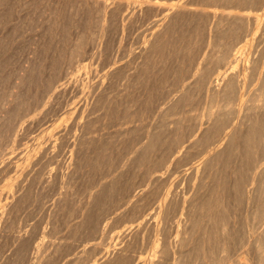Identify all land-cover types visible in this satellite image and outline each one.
<instances>
[{"label": "rangeland", "instance_id": "obj_1", "mask_svg": "<svg viewBox=\"0 0 264 264\" xmlns=\"http://www.w3.org/2000/svg\"><path fill=\"white\" fill-rule=\"evenodd\" d=\"M85 1L0 0V264H93L106 248L115 252L132 244L128 253L139 264H148L155 250L160 264H259L256 237H264V126L260 136L254 133L253 142L248 141L254 135L246 127L237 131L230 148L221 141L225 153L213 167L200 162L224 139L225 131L248 124L257 113L251 107L264 105V95L259 99L264 27L258 29L251 21L246 26L250 32L244 31L240 42L233 44L231 60L241 47L249 54H238V62L232 64L242 75L241 89L233 94L238 99H229L232 95L222 99L207 88L216 86V68L231 66L215 64L226 49L216 51L211 35L215 20L223 12L235 11L236 3L191 0L192 12L167 22L162 31L169 23L170 30L160 46L144 55L154 19L168 11L154 16L144 11L148 0H132L121 10L124 13L112 14L111 8L105 11L100 6L101 0ZM155 1L171 12L177 0ZM238 7L248 8L244 13L252 15L262 13L264 4L259 9L249 4ZM203 8L218 18L202 13ZM126 12L135 17H125ZM77 39L84 44L81 52L76 51ZM250 61L258 63L257 69ZM208 68L214 74L204 87L196 78ZM105 69L120 71L107 75ZM220 106L226 110L224 125L232 126L215 134L218 129L211 127ZM207 129L212 132L202 137ZM187 201L193 205L190 209ZM142 218L145 224L137 233L135 226ZM217 224L225 230L216 229ZM127 229L126 237L124 233L116 239L115 234ZM185 230H191L194 239L179 250L176 245ZM163 238L175 252L169 259L161 256Z\"/></svg>", "mask_w": 264, "mask_h": 264}, {"label": "bare ground", "instance_id": "obj_2", "mask_svg": "<svg viewBox=\"0 0 264 264\" xmlns=\"http://www.w3.org/2000/svg\"><path fill=\"white\" fill-rule=\"evenodd\" d=\"M28 1V0H27ZM42 1H44V0H42ZM54 1H61V0H54ZM79 1V0H78ZM84 1V0H83ZM88 1V2H87ZM89 1L90 0H86L85 2L86 3H89ZM110 1V0H109ZM173 1V0H172ZM203 1H207V0H203ZM202 1V2H203ZM225 2H227L228 4L230 3V4H233V3H236V4H234V6L236 5L237 6V8L235 9V11L233 10V9H231L232 8V6L233 5H230L231 6V8H230V6H229V8L231 9V12L229 11H226V12H228V13H225V12H223L222 13V15L218 18V14L216 13V12H212V11H208L206 8H203L201 11H202V13H205L206 15H208L209 17H211V18H218L217 20H215L216 22V25H215V32H214V34L215 35H213V33H212V40H213V38H214V42L213 41H211L212 43H213V45H214V47L216 48H218V49H221V48H225L226 50H224L225 51V53H223L222 55H220V56H218L217 58H216V65L218 66H220V65H222L223 66V64H225V66L227 65V64H229L230 63V68H226L225 70H223L222 71V69L220 70V71H216V69L214 70L215 71V73H217L216 75L217 76H213V72L214 71H212V74H211V69H203L198 75H199V77H197L196 79H198L197 80V82L198 83H201L204 87H206L207 86V84L209 83V81H212V79H211V77L213 76V81L215 82V84H216V86L214 85V86H212V82H210V86H208V90H210V91H212V94L211 95H213L214 97H216V98H218V97H222V99H223V97L225 98H229L231 95V97L229 98V99H231V98H237V97H235L236 95H237V93L236 92H238L237 90L238 89H241V88H239V85H240V82H241V80H240V77L242 76H240V73H237V72H235V67H238V66H235V67H233L232 66V64L234 65L236 62H238V60H239V56H238V54L240 55V54H243V55H246V54H249L248 52H245V47H241V48H239L238 50H237V52H236V54H235V56H236V58L235 59H232L231 60V56H232V58H233V55H234V53H235V51L233 52V55H232V50L233 49H235V48H232V47H236V46H233V44H238L240 41H239V39L241 38H243L242 36H243V32L245 31V33H247V31L248 32H250L249 30H248V28L246 27L247 25L249 26V24L251 23V21H254V24H256V28H258V29H261L262 27H264V7H262L263 6V4H264V0H224ZM77 2V1H76ZM98 2V1H97ZM96 2V3H97ZM158 1H155V0H148V1H146V3H144L145 4V10L144 11H147V12H149V13H153V14H155L154 16H160V15H162L163 13H166V11H168L166 14H164L163 15V17L162 16H160L159 18H157V19H154L155 21H154V24H153V31L149 34V36L145 39V43H144V47H143V54L145 55V54H148V53H150L151 51H152V49H155L156 47H159L160 46V41L162 40L161 38L163 37V35H166L168 32H169V30H170V23L174 20V19H178V17L180 18V16H184V15H186L187 13H191L192 12V10H191V8L189 9V5L191 4V0H177L176 2L174 1V3L173 4H171L172 5V11L171 12H169L170 10L168 9V8H165L164 6H160V5H158V3H157ZM80 3H81V1H80ZM84 3V2H83ZM102 3V4H101ZM101 3H100V6L102 7V8H104V10L105 9H107V8H111V11H110V13H115V12H117V11H119V12H122V13H124V11H121V10H124V8L127 6V5H129L130 6V4H133V1L132 0H130V1H125V0H111V2H108V0H103V2H102V0H101ZM140 3V2H139ZM78 4V3H77ZM143 4V3H142ZM245 4V6H246V4H249V6H257V8L260 6V7H262L261 9H259V12L260 11H263L262 13H255L254 11V14H252L251 15V13H247V12H245L244 13V11H243V9L244 10H248V8L247 9H245V8H243V9H241V8H239L238 6H243ZM3 5V4H2ZM163 5V4H162ZM170 6V5H169ZM247 7H248V5H247ZM101 9V8H100ZM129 9V8H128ZM127 9V10H128ZM130 9H132V8H130ZM141 10H142V8H141ZM233 10V11H232ZM254 10V9H253ZM103 11V10H102ZM101 11V12H102ZM106 11V10H105ZM249 11V10H248ZM130 12L131 13H133L131 10H130ZM106 13V12H105ZM109 13V14H110ZM127 13V12H126ZM130 13V14H131ZM102 14H104V12L102 13ZM129 13H127V14H123L125 17H128L129 15H130ZM138 14V13H137ZM136 14V15H137ZM106 15V14H105ZM118 15V14H117ZM116 16V15H115ZM134 16V15H133ZM133 16H129V18H132ZM112 17V16H111ZM124 17V18H125ZM135 17V16H134ZM122 18V17H121ZM105 19V18H104ZM127 19V18H126ZM124 20V19H123ZM132 20V19H131ZM126 21V20H125ZM170 21V23H169V25L167 26V28L164 30V31H162V28L167 24V22H169ZM128 22H130V21H128ZM132 22V21H131ZM253 24V23H252ZM253 24V25H254ZM251 27V26H250ZM214 28V27H213ZM212 28V29H213ZM252 28V27H251ZM253 29H254V26H253ZM80 33V32H79ZM244 33V35H246ZM242 34V35H241ZM80 35V38L82 37L81 36V34H79ZM241 35V36H240ZM78 37V36H77ZM240 37V38H239ZM79 38V39H80ZM93 38V37H92ZM91 38V39H92ZM209 38H210V36H209ZM82 39V38H81ZM80 39V40H81ZM240 39V40H241ZM76 40V39H75ZM80 40L78 41V39H77V42H76V51H79V52H81L84 48V44H83V42H80ZM82 40H84V39H82ZM238 41V42H237ZM233 42H236V43H233ZM91 43H93V40L91 41ZM212 43H211V45H212ZM94 44V43H93ZM73 45V46H74ZM215 49L216 51H218V49ZM86 49V48H85ZM220 51V50H219ZM218 51V52H219ZM84 52H86V54H87V50L86 51H84ZM78 53V52H77ZM89 53V52H88ZM85 54V55H86ZM82 55V54H81ZM84 55V56H85ZM79 56V55H78ZM247 56V55H246ZM74 57V56H73ZM212 57H214V55L212 56ZM246 58H248V59H250L249 57H246ZM212 60H213V58H212ZM247 62H249V61H247ZM250 63H253V65H254V67H253V65H252V67H253V70H255V69H257L256 67H257V65H258V63L257 62H255V63H257V65H256V67H255V63L254 62H251L250 61ZM249 63V64H250ZM25 64V63H24ZM26 64H30V63H26ZM116 64V63H115ZM214 64V65H215ZM240 64V63H239ZM88 65V64H87ZM87 65L85 66V68H87ZM236 65V64H235ZM247 66H248V64H246ZM119 66V65H118ZM218 66V68H221V67H219ZM224 66V67H225ZM120 67V66H119ZM216 66H214V68H215ZM224 67H223V69H224ZM249 67V66H248ZM247 67V68H248ZM82 68H84V66L82 67ZM112 68H114V67H112ZM116 68V67H115ZM122 68V70H123V68L124 67H121ZM24 69V68H23ZM107 69V68H106ZM105 69V70H106ZM119 69V68H118ZM118 69H116L117 71H120V70H118ZM249 69V68H248ZM115 69L114 70H112L111 71V69L110 70H106L105 72H106V74L107 75H110V74H112V73H115L114 71H116ZM121 70V71H122ZM198 70H200V68L198 69ZM213 70V69H212ZM23 71V70H22ZM25 71V70H24ZM103 74H105V73H103ZM244 76H246L247 75V69L244 67V73H242ZM22 75V74H21ZM264 75V74H263ZM60 76V75H59ZM59 76L57 77V78H59ZM106 76V75H105ZM22 77V76H21ZM61 78V77H60ZM110 78H112V77H110ZM194 79V78H193ZM261 79V82H262V86H260V87H262L261 88V90H262V93H261V95H260V97H259V99L261 98V96H263L264 95V76L262 77V78H260ZM55 80V79H54ZM52 81L53 82V84L55 85V81ZM55 82V83H54ZM195 84V83H194ZM188 85V84H187ZM61 87H62V85H60ZM185 87V86H184ZM241 87V86H240ZM259 87V88H260ZM50 88V87H49ZM189 88V87H188ZM60 89V88H59ZM65 89V88H64ZM189 89H191V88H189ZM56 91V90H55ZM258 92H260V91H258ZM13 93V92H12ZM58 93H59V90H58ZM235 93H236V95H235ZM210 94V93H209ZM233 94L235 95L234 97H233ZM184 95H186V94H184ZM13 96V95H12ZM11 96V97H12ZM179 96V95H178ZM239 96V95H238ZM13 98V97H12ZM11 98V99H12ZM213 98V97H212ZM214 99V98H213ZM238 99V98H237ZM236 99V100H237ZM225 100H227V99H225ZM224 100V101H225ZM235 100V101H236ZM261 100H264V99H261ZM216 101V100H215ZM255 101V100H254ZM233 102H234V100H233ZM258 102V101H257ZM261 102V101H260ZM263 102V101H262ZM28 103V102H27ZM227 103V102H226ZM254 103V102H253ZM255 103H256V101H255ZM264 103V102H263ZM262 103V104H263ZM26 104V103H25ZM225 104V103H224ZM228 104V103H227ZM258 104H260V103H257V105H254L253 107H251V112L252 111H254V109L256 110V114L255 115H253L254 117H252L250 120H249V122H248V124H242L241 125V123H240V125L241 126H234V128L231 130V131H228V132H224L225 134V136H224V139H221V140H218V142L217 143H219V144H217V145H215V147L212 149V153L210 154V155H208L209 157L207 158H205V159H201V161L202 162H200L202 165H205V167H208V166H214V164L215 163H217L218 161L220 162V158H222V157H220L221 155H222V153H225V152H223V150H224V148L225 147H223V146H225V144H223V143H220L221 141H225V143L227 142V144H226V146H227V148H230V146L232 145V140L233 139H235L236 138V135H237V131L239 130V129H241V128H244V127H246V128H248V130L250 129L251 131H252V133H249V134H253L254 136H250V137H248V141H249V139L252 141V137H255V134L254 133H256V136H258L259 135V130H260V128H262V126H264V124H263V120H262V118L264 117V113H261V114H259L258 113V111H260V109H264V105L263 106H259ZM26 105H28V104H26ZM29 106V105H28ZM27 106V107H28ZM223 106V105H222ZM250 106H252V105H249L248 106V109L250 108ZM221 107V106H220ZM232 107V106H231ZM230 107V108H231ZM227 108V107H226ZM229 108V109H230ZM233 108V107H232ZM8 109V108H7ZM176 109V108H175ZM220 109H222V107L220 108ZM262 109V110H263ZM10 110V109H9ZM224 110H225V108H224ZM247 110V109H246ZM261 110V111H262ZM10 111H12V110H10ZM221 111V110H220ZM219 111V114H218V116L216 117V119L213 121V123H212V127L211 128H213V127H215L216 129H214V130H216L217 131V129H218V132H216L215 134H219V132L221 131V129H222V127L224 126L225 127V125H227L228 126V128H229V125L230 124H232V123H230L229 121L230 120H225V122L227 121V122H229L230 124L228 125L227 123L224 125V119L226 118V117H224L225 115H226V113H225V111H223V109H222V111L220 112ZM229 112H230V110H228ZM5 112V111H4ZM3 112V113H4ZM223 112V113H222ZM229 112H227V115L229 114ZM224 113H225V115H224ZM250 113V112H249ZM8 114H10V113H8ZM7 114V115H8ZM11 114H13V112H11ZM164 114V113H163ZM173 114V113H172ZM4 115H6V113H4ZM18 115H20V113L18 114ZM18 115L16 116V117H18ZM165 115V114H164ZM214 115V114H213ZM212 115V116H213ZM246 115V114H245ZM247 115H250V114H247ZM8 116H10V115H8ZM12 116V117H11ZM9 118L11 119V118H13V115H11ZM169 116H171V115H169ZM168 116V117H169ZM251 116V115H250ZM250 116H249V118H250ZM16 117H14V118H16ZM210 117H211V115H210ZM214 117V116H213ZM222 117H224V119L222 118ZM246 117V116H245ZM5 118V117H4ZM168 119V118H167ZM228 119H230V117L228 118ZM5 120V119H4ZM15 120V119H14ZM6 121V120H5ZM8 121V120H7ZM10 122H11V120H9ZM8 121V122H9ZM16 121H17V119H16ZM16 121H14V122H16ZM13 122V123H14ZM242 122V121H241ZM244 122V121H243ZM163 123V122H162ZM179 123V122H178ZM244 123H246V122H244ZM177 124V123H176ZM211 125V124H210ZM209 125V126H210ZM214 125V126H213ZM234 125V124H233ZM164 126H165V124H164ZM227 126L225 127V128H227ZM232 125H230V127H231ZM12 128V127H11ZM11 128L9 129V130H11ZM200 128V127H199ZM203 128V127H202ZM208 128V127H207ZM210 128V129H211ZM227 128V129H228ZM246 128H244V129H246ZM210 129H207L206 130V132H204L205 133V135L203 134V136H202V134L200 133V136H202V137H205L206 138V134H207V132H208V130H210ZM12 130H14V128H12ZM200 130V129H199ZM224 130H226V129H224ZM242 130V129H241ZM158 131H159V129H158ZM201 131V130H200ZM210 132H212L211 130H210ZM203 133V132H202ZM246 133H247V131H246ZM258 133V134H257ZM180 134V133H179ZM183 134V133H182ZM189 134V133H188ZM195 134V133H194ZM209 134H212V133H209ZM239 134H241V133H239ZM238 134V136H240ZM133 135V134H132ZM131 135V136H132ZM181 135V134H180ZM197 135V134H196ZM198 135H199V132H198ZM222 135V134H221ZM220 135V136H221ZM243 135V134H242ZM244 135H245V137L247 138V136H249V135H246L245 133H244ZM190 136V135H189ZM200 136H198V138L200 137ZM214 136V135H213ZM260 136V135H259ZM195 137H197V136H195ZM195 137H193V139L195 138ZM235 137V138H234ZM241 137V136H240ZM243 137L244 136H242V139H243ZM264 137V136H263ZM190 139H191V137H189ZM201 138V137H200ZM200 138L199 139H197L196 140V142H200ZM204 138V139H205ZM215 138V137H214ZM216 138H218V135H217V137ZM196 139V138H195ZM204 139H201V140H204ZM219 139V138H218ZM263 139V138H262ZM65 140H67L68 141V139L66 138ZM64 140V141H65ZM150 140V139H149ZM213 140V139H212ZM217 140V139H216ZM239 140V139H238ZM257 140H259L258 138H257ZM260 140H261V138H260ZM67 141H65V142H63V143H65V145H67ZM76 141V140H75ZM189 141V140H188ZM194 141V140H193ZM240 141H241V139H240ZM246 141V140H245ZM254 141V140H253ZM252 141V142H253ZM74 142V141H73ZM196 142H193V143H196ZM203 142V141H202ZM243 141H241V143H242ZM259 142V141H258ZM257 142V143H258ZM263 142V141H262ZM214 143V142H213ZM237 143V142H236ZM244 143H246V142H244ZM244 143L242 144V145H240L241 147L244 145ZM248 143V142H247ZM251 143V142H250ZM256 143V144H257ZM260 143V142H259ZM74 144V143H73ZM75 144H76V142H75ZM148 144V143H147ZM178 144V143H177ZM182 144H184V142L182 143ZM182 144H180V145H182ZM197 144V143H196ZM203 144V143H202ZM64 145V144H63ZM64 145V146H65ZM192 145V144H191ZM246 145V144H245ZM250 145V144H249ZM251 145H253V144H251ZM250 145V146H251ZM254 145H255V143H254ZM259 145V144H258ZM59 146V145H58ZM67 146H70V145H67ZM66 146V148H68ZM202 146V145H201ZM247 146V145H246ZM245 146V147H246ZM71 147V146H70ZM69 147V148H70ZM73 147V146H72ZM158 147V146H157ZM194 147V146H193ZM239 147V146H238ZM240 147V148H241ZM245 147H244V150H245ZM262 147V146H261ZM260 147V148H261ZM59 148H61V147H59ZM77 148V147H76ZM258 148V147H257ZM232 149V148H231ZM236 149V148H235ZM239 148H237V150H238ZM241 149H243V147L241 148ZM247 149H249V146H247V148H246V150ZM60 150V149H59ZM68 150V149H67ZM72 151H73V149H71ZM103 150V149H102ZM211 150V149H210ZM251 150H252V148H251ZM255 150V149H254ZM253 150V151H254ZM61 152H62V150H60ZM59 151V152H60ZM238 151H240V150H238ZM250 151V150H249ZM263 151V150H262ZM68 152V151H67ZM70 152V151H69ZM181 152V151H180ZM234 153V152H233ZM248 153H250V152H248ZM65 154H67V153H65ZM71 153H69V156H71L70 155ZM73 154V153H72ZM209 154V153H208ZM60 155V154H59ZM241 157H243L244 155L241 153ZM72 156H74V155H72ZM249 156V155H248ZM220 157V158H219ZM26 159H30L29 157H25ZM70 158V157H69ZM73 158V157H72ZM71 158V159H72ZM166 158V157H165ZM248 158V157H247ZM185 159V158H184ZM223 159V158H222ZM244 159V158H243ZM246 159H244V161H245ZM149 161V160H148ZM251 161V160H250ZM134 162V161H133ZM218 162V163H219ZM146 163H147V161H146ZM221 163H222V161H221ZM254 163V162H253ZM155 164V163H154ZM226 164V163H225ZM255 164V163H254ZM152 165V164H151ZM200 165V164H199ZM224 165V164H223ZM234 166V165H233ZM249 166V165H248ZM150 167V166H149ZM202 167V166H201ZM257 167V166H256ZM196 168V167H195ZM218 168H219V166H218ZM229 168V167H228ZM242 168V167H241ZM253 168V167H252ZM197 170H200V168L198 167V168H196ZM210 169V168H209ZM213 169V168H212ZM222 169V168H221ZM247 169V168H246ZM261 169V168H260ZM192 171H194L193 169H191ZM196 170V171H197ZM206 170V169H205ZM239 170V169H238ZM191 171V172H192ZM207 171V170H206ZM205 172V171H204ZM215 172V171H214ZM213 172V173H214ZM220 172V171H219ZM189 174V173H188ZM203 174H205V173H203ZM203 174H202V176H203ZM248 174V173H247ZM192 175V174H191ZM232 175V174H231ZM213 176V175H212ZM236 176V175H235ZM238 177H239V175H238ZM206 178V177H205ZM244 178V177H243ZM204 179V178H203ZM212 179H213V177H212ZM252 180V179H251ZM263 181V180H262ZM204 182V181H203ZM213 182V181H212ZM224 182V181H223ZM220 183V182H219ZM238 183V182H237ZM241 183V182H240ZM233 184V183H232ZM242 184V183H241ZM240 184V185H241ZM123 185V184H122ZM206 185H207V183H206ZM209 185V184H208ZM218 185V184H217ZM238 185V184H237ZM237 185H235V186H237ZM210 188V187H209ZM202 189H203V186H202ZM205 189V188H204ZM239 189V188H238ZM241 189H243V188H241ZM207 190V189H206ZM236 190H237V188H236ZM203 191V190H202ZM211 190H209V192H210ZM218 191V190H217ZM251 191V190H250ZM258 191V190H257ZM99 192V191H98ZM198 192H199V190H198ZM212 192V191H211ZM241 191L239 190V193H240ZM261 192V191H260ZM212 194V193H211ZM145 195V194H144ZM171 195V194H170ZM173 195V194H172ZM251 195V194H250ZM259 195H260V193H259ZM200 196V195H199ZM14 197V196H13ZM150 197V196H149ZM165 197V196H164ZM169 197V196H168ZM197 197V196H196ZM250 197V196H249ZM260 197V196H259ZM151 198V197H150ZM198 198V197H197ZM18 199V198H17ZM20 199V198H19ZM96 199V198H95ZM168 199V198H167ZM192 199V198H191ZM201 199V198H200ZM205 199V198H204ZM254 199V198H253ZM21 200V199H20ZM20 200H18V204H19V201ZM143 200H144V198H143ZM176 200V199H175ZM174 200V198H173V201H175ZM195 199H192V200H190V201H194ZM222 200V199H221ZM250 200V199H249ZM248 200V201H249ZM165 202H166V199L164 200ZM189 201V202H190ZM196 201V200H195ZM194 201V202H195ZM206 201V204L204 205V206H207V200H205ZM216 201V200H215ZM220 201V200H219ZM252 201V200H251ZM15 202V201H14ZM21 202V201H20ZM164 202V203H165ZM183 202H186V201H183ZM12 203H13V201H12ZM11 203V204H12ZM15 203H17V202H15ZM168 203V202H167ZM177 203V202H176ZM187 203H188V201H187ZM219 203V202H218ZM217 203V204H218ZM222 203V202H221ZM256 203V202H255ZM17 204V205H18ZM159 204H161V202L159 203ZM170 203H168L167 204V206L169 205ZM185 204V203H184ZM189 205L191 204V203H188ZM195 204V203H194ZM201 204V203H200ZM204 204V203H203ZM202 204V205H203ZM225 204V203H224ZM250 204V203H249ZM13 205V206H12ZM11 205V207H13L12 209H14V204H12ZM165 205V204H164ZM171 205H172V203H171ZM170 205V206H171ZM178 205V204H177ZM192 205V204H191ZM191 205L190 206H188V208L189 207H191ZM198 205V204H197ZM209 205V204H208ZM221 205V204H220ZM195 206V205H194ZM212 206V205H211ZM216 206V205H215ZM263 206V205H262ZM159 207V206H158ZM180 207H181V205H180ZM192 207H193V205H192ZM216 207H219V206H216ZM220 207H222V206H220ZM256 207V206H255ZM15 208H17V207H15ZM140 208V207H139ZM160 208V207H159ZM164 208H165V206H164ZM182 208V207H181ZM186 208V207H185ZM202 208V207H201ZM207 208V207H206ZM209 208V207H208ZM137 209V208H136ZM173 209V208H172ZM190 209V208H189ZM203 209V208H202ZM261 209V208H260ZM161 210V209H160ZM182 210V209H181ZM164 212L163 213H165L166 215H168L169 216V213L167 214V212L165 211V209L163 210ZM183 211V210H182ZM263 211V210H262ZM158 212H159V210H158ZM261 212V211H260ZM260 212H258L259 213V215H260ZM171 213V212H170ZM257 213V214H258ZM162 214V213H161ZM182 214H184L183 212H182ZM209 214V213H208ZM193 215V214H192ZM145 215H143V217H144ZM210 216V215H209ZM257 216V215H256ZM255 216V217H256ZM174 217V216H173ZM193 217V216H192ZM211 217V216H210ZM209 217V218H210ZM213 217V216H212ZM211 217V218H212ZM141 218V217H140ZM169 218V217H168ZM187 218V217H186ZM223 218V217H222ZM221 218V219H222ZM140 219H138V221H139ZM144 220H145V217H144ZM189 220H190V218H189ZM224 220V219H223ZM141 221V220H140ZM167 221V220H166ZM191 222H192V220H190ZM200 221V220H199ZM224 221H226V220H224ZM188 222V221H187ZM198 222V221H197ZM201 222V221H200ZM220 222V221H219ZM218 222V223H219ZM189 223V222H188ZM188 223H186L187 225H188ZM196 222H194L193 223V227H194V224H195ZM221 223H223V221L221 222ZM143 224H145V222L143 221V218H142V221L141 222H138V225H134L135 226V229H137V233H141L140 231H141V228L143 229ZM185 224V225H186ZM224 224V223H223ZM219 225V226H224V225ZM180 225V224H179ZM228 225V224H227ZM178 226V225H177ZM195 226H196V224H195ZM200 226V225H199ZM215 226V225H214ZM217 226H218V224H217ZM217 227L216 229H218V228H220V227ZM178 227H180V229L183 227H181V225L180 226H178ZM186 227L187 226H184V228L186 229ZM189 227V226H188ZM191 227V226H190ZM193 227H192V231H195V230H193ZM225 227H227L226 226V222H225ZM129 228V227H128ZM131 229H134L133 227H130ZM195 228V227H194ZM202 228V227H201ZM211 228V227H210ZM221 228H223V227H221ZM221 228H220V230H221ZM131 229H129V230H131ZM188 229V228H187ZM189 229H191V228H189ZM196 229H198V228H196ZM224 229V228H223ZM155 230V229H154ZM178 230V229H177ZM210 230V229H209ZM212 230V229H211ZM225 230V229H224ZM223 230V231H224ZM127 231H128V229L127 230H122L121 232H120V234L119 233H117V235L115 234L114 236H117V238L116 239H118V238H120L124 233H125V236H123V237H126V235H127ZM158 231V230H157ZM156 231V232H157ZM160 231V230H159ZM183 231H184V229H183ZM186 231V230H185ZM191 231V230H190ZM190 231H186L185 232V235L183 236V237H181V240L179 239V244H177L176 246L179 248V250L181 249H183L184 247H186V244L188 243V242H190V239H194V238H191L190 236H192L193 237V233L192 232H190ZM129 232V231H128ZM135 232V233H136ZM178 232V231H177ZM181 232V231H180ZM180 232H178V234H180ZM189 234H188V233ZM245 233H246V231H244ZM75 233V232H74ZM135 233L133 234V235H135ZM232 233V232H231ZM237 233V232H236ZM177 234V235H178ZM187 234H188V236H187ZM224 234V233H223ZM226 234H228V231H227V233ZM230 234V233H229ZM228 234V235H229ZM242 234V233H241ZM244 234V233H243ZM138 236H139V234H137ZM231 235V234H230ZM245 235V234H244ZM231 236H233V235H231ZM234 236H237V235H234ZM260 236V235H259ZM261 236H262V234H261ZM134 237H136V236H134ZM166 237V236H165ZM205 237V236H204ZM228 237H230V236H228ZM227 237V238H228ZM114 238V237H113ZM180 238V237H179ZM224 238H225V235H224ZM234 238V237H233ZM251 238V237H250ZM121 239V238H120ZM167 239V238H166ZM211 239V238H210ZM229 239H232L231 237L229 238ZM246 239H247V237H246ZM256 239H257V248H258V250H259V256H257V259H259V264H264V253L262 252L263 250H264V245H263V242H264V237H256ZM23 240H24V238H23ZM115 240V239H114ZM176 240V239H175ZM174 240V241H175ZM206 240V239H205ZM208 240H209V238H208ZM225 240H227V239H225ZM118 241V240H117ZM132 241V240H131ZM163 241H165L164 240V238H163ZM207 241V240H206ZM205 241V242H206ZM223 241V240H222ZM243 241V240H242ZM263 241V242H262ZM119 242V241H118ZM224 242V241H223ZM226 242V241H225ZM225 242H224V244H225ZM230 242V241H229ZM228 242V243H229ZM164 243V245H163V248H162V250L160 251L161 252V256L163 257V258H167V259H169V257L171 256V255H173V253H175L174 251H173V247H172V243H170V242H168V240H166L165 242H163ZM204 243V242H203ZM243 243V242H242ZM121 244V243H120ZM132 244V243H131ZM190 244V243H189ZM201 244V243H200ZM221 244H222V242H221ZM137 245V244H136ZM228 245V244H227ZM131 246H133V244L131 245ZM131 246L129 245V247H127V246H124V247H126V249L125 248H118L117 249V251H115V252H111L112 250H109V249H105V251L103 252H99V254H100V256L99 257H97L96 259H94V261H93V264H139V262H137V258L136 257H134V256H132V254H131V252H130V254L128 253V251H130V249H127V248H131ZM241 246V245H240ZM243 246V245H242ZM255 246V245H254ZM120 247V246H119ZM158 247H159V240H158V243H156V248L158 249ZM222 247H224V246H222ZM256 247V246H255ZM224 248H226V247H224ZM94 249H96L97 250V247H95ZM255 249V248H254ZM27 250V249H26ZM178 250V249H177ZM222 252H224L223 250H221ZM227 251V250H226ZM56 252V251H55ZM97 252V251H96ZM181 252V251H180ZM154 253H156V254H154V256L152 255V259H150L149 260V262H148V264H155L156 263V260L157 259H155L157 256V253H158V250L156 251L155 250V252ZM182 254V253H181ZM95 255V254H94ZM97 255V254H96ZM98 256V255H97ZM160 256V257H161ZM202 256V255H201ZM96 257V256H95ZM94 257V258H95ZM20 258V257H19ZM181 258H183V256L181 257ZM14 260V259H13ZM174 260V259H173ZM175 262L177 261V260H174ZM258 261V260H257ZM174 262V263H175ZM221 263H223V262H221ZM220 263V264H221ZM156 264H160V262H158V263H156ZM163 264V263H162ZM166 264V263H165Z\"/></svg>", "mask_w": 264, "mask_h": 264}]
</instances>
